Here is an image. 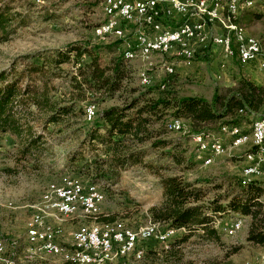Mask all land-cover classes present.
<instances>
[{"label":"trees","instance_id":"trees-1","mask_svg":"<svg viewBox=\"0 0 264 264\" xmlns=\"http://www.w3.org/2000/svg\"><path fill=\"white\" fill-rule=\"evenodd\" d=\"M11 10L9 3L0 1V45L20 27ZM248 10L240 11L237 25L260 16ZM122 45L120 40L110 45L70 44L44 56H25L0 71V143L6 137L14 140V170L7 172L29 173L37 170V163L43 159L44 139L34 134L33 123H40L43 129L59 126V135L66 132V138H81L77 149L67 154L65 167L89 181L72 178L94 185L105 183L106 192L117 184L121 172L131 167H140L157 180L161 199L148 215L162 231H174L168 240L169 249L160 251L166 264H193L183 262L182 253L183 245L191 240L223 249L212 223L228 213L248 219L247 243L264 245V207L259 201L263 188L255 182L242 186L239 178L227 182L226 187L203 179H184L183 173L193 167L195 159L186 158L180 139L171 138L173 133L166 130L169 119L184 121L191 139L263 115L264 86L241 78L206 100L180 96L163 82L168 88L159 91L157 86L156 96L152 86L133 83L123 53H118ZM110 101L117 103L96 109ZM89 105L95 107V113L89 122L83 118L84 124L82 117ZM73 126L77 127L71 130ZM116 218V214L98 215L97 223L113 224ZM239 250L228 247L222 257L199 264H225ZM156 254L147 250L145 256Z\"/></svg>","mask_w":264,"mask_h":264},{"label":"rangeland","instance_id":"rangeland-1","mask_svg":"<svg viewBox=\"0 0 264 264\" xmlns=\"http://www.w3.org/2000/svg\"><path fill=\"white\" fill-rule=\"evenodd\" d=\"M0 1L9 3L12 7L10 13L16 15V21L20 22V27L15 29V34L10 40L0 45V71L7 69L15 60L20 61L28 55L40 54L44 56L62 50L70 44L97 43L93 36V30L99 27L104 18L101 9L102 0ZM247 2L251 3L247 7L248 11L259 13L260 16L253 18L254 22L252 23L251 21L244 22L242 27L245 30L244 26H247L250 36L260 42L264 50V0H241V5H244L242 7H246L245 3ZM162 21L169 26H175L179 22L177 19L166 18H163ZM218 30L217 27H212L208 31V36L216 35ZM135 31L136 27L134 26L126 28L128 41H133ZM114 42L117 41L108 40L104 43L110 45ZM122 42L123 45L119 48L118 53L123 52L125 48V41ZM204 48L195 46L196 56L190 66H186L181 59L171 55L154 58L153 65L148 70L154 95L158 96L157 86L159 84L168 82L169 90L175 91L180 96H196L211 100L216 90L228 88L232 82L231 75L238 76L244 70V66L235 58L232 61L225 58L217 47L209 44ZM163 63L172 64L174 69L172 76L165 74ZM126 65L133 83L139 87L143 86L141 83V78L144 75L143 63L137 57H133L130 58V61H126ZM65 68L69 69L68 66ZM116 103V101H110L104 105L96 106V109L110 107ZM83 118L82 123L84 122ZM254 119H256L255 116L243 119L238 126H242L246 132H249ZM170 120L172 119L168 121ZM183 122L181 130L171 134V138L180 139L181 149L187 151L186 158H192L196 155V147L189 138L188 130ZM42 127L38 122L32 124L34 134L43 137L42 143L45 148L43 159L37 163V170L29 173H8L7 170H14L11 158L14 140L6 137L0 143V237L5 246V252L0 257V264L8 263L9 260L13 261L12 264H78L66 256L73 255V247H71L73 235L79 229L87 230L92 226H107L108 224L97 223L100 219V217L97 219L98 215L116 214L117 222L109 225L117 228L126 226L137 229L152 222L148 210L157 205L161 199L157 180L140 167H131L121 172L117 184L110 188V192H106L107 185L105 183L92 184L104 195V202L100 209L95 208L89 214L79 211L73 216L59 217L64 220L61 224L55 218L48 219L49 226L59 227L63 231L60 242H58L60 253L36 257V255L25 252L29 247L26 244L27 227L33 216L32 213L35 212V206L44 195H49L56 188H61L66 181L68 182L72 178L73 174L68 172L65 167L66 156L70 151L77 149L81 141L79 137L66 138V132L59 135L57 133L59 126L51 125L47 129ZM76 127L73 126L71 130ZM69 133L67 132V136ZM224 144L229 147L230 140L224 139ZM250 150V146L242 147L239 150L227 149L223 156L215 157L210 164H205L206 159L211 156L210 154L198 155L197 158H194L193 167L183 173V177L188 181L203 179L214 184L222 183L226 187L227 182L234 183L240 178L245 165L244 155ZM254 153L255 148H253ZM84 154L87 155L86 150ZM78 178L84 182L89 181L85 177ZM255 183L260 185L264 191V179L255 181ZM211 195L212 193L209 197ZM259 201L264 207V192ZM49 220L58 223L53 224ZM236 220L241 221L240 228L232 236L224 235L221 224L228 225ZM212 225L220 235L224 248L202 242L193 243L194 240H191L183 245V262L190 261L193 264H199L203 261L217 259L222 257L224 251L231 246L240 247V250L225 261V264H258L260 261H264V245H254L245 241L248 228L246 217L228 213L222 217L217 216L213 219ZM172 236L167 237L165 245L154 239L141 243L144 255L142 260L136 261L130 257L114 260L107 264H166L165 256L161 255L160 251L169 249L168 240ZM147 250H154L159 255L156 254L148 258L145 256Z\"/></svg>","mask_w":264,"mask_h":264},{"label":"built area","instance_id":"built-area-1","mask_svg":"<svg viewBox=\"0 0 264 264\" xmlns=\"http://www.w3.org/2000/svg\"><path fill=\"white\" fill-rule=\"evenodd\" d=\"M101 9H106V16L102 21L104 29L93 30L95 40L97 43L108 40L125 41L123 58L130 61V57H137L144 65L143 87L151 86L148 70L151 69L154 58L171 55L190 66L195 60V46L204 48L209 44L220 49L225 58H235L243 66L258 62L264 83V50L256 48V42L245 40L246 32L235 34L236 19L240 10L239 7L230 8V0H115V3L102 0ZM163 18L181 20V32L170 31V26L164 24ZM128 26L136 27L131 42L127 40L126 35ZM212 27H217L218 33L208 36L206 31ZM162 67L167 76L174 74L172 64L163 63ZM167 88L166 84L159 85V91ZM86 111L89 122V110ZM176 125L177 119L170 120L166 123V130L175 133ZM218 135H221V142L210 143L209 151L197 150V143L208 141L206 136H191V141L196 147L194 158L210 154L211 150L220 152V149L239 150L250 146L251 150L244 155L245 165L239 178L240 184L246 186L264 179V114L256 117V125H250L249 132L242 126H224ZM224 139L230 140L229 147L224 144ZM253 148H260V155H253ZM53 196L56 197V204L49 208L64 212L69 204L100 209L104 202L101 191H96L91 184L83 183L79 179L68 182L62 188H56ZM38 213L33 212L32 215L38 216ZM221 225L223 234L230 236L231 227L224 223ZM168 235H174V231H162L160 226L153 222L137 229L125 226L112 231H97L94 234H87L86 230L79 229L71 241L73 255L66 256L78 264H107L130 257L139 261L143 256L141 243L154 239L165 245ZM29 239L30 247L25 252L34 253L43 250L42 242H49L51 248V241L60 242L61 238L51 237V230H47L46 223L44 229H30ZM91 248L101 249V256L91 257ZM12 262L9 260L5 264ZM258 264H264V261Z\"/></svg>","mask_w":264,"mask_h":264},{"label":"bare ground","instance_id":"bare-ground-1","mask_svg":"<svg viewBox=\"0 0 264 264\" xmlns=\"http://www.w3.org/2000/svg\"><path fill=\"white\" fill-rule=\"evenodd\" d=\"M108 3H115V0H108ZM242 6L243 5H241V0H230V8H238L239 7V10L241 11ZM102 14L104 17L106 16V9H102ZM238 16H239V14H238ZM236 21H237V19H236ZM98 29H104V22H102L96 30H98ZM170 31L181 32V25L176 27V28H170ZM235 34H244V31L241 28H239L237 24L235 27ZM245 40H251V41L256 42V48L260 49L259 43L257 42V40L255 38L245 35ZM141 83L143 84V77L141 78ZM86 110H89V121H91L93 116H94V113H95V107L92 105H89L85 108L84 119L87 121V111ZM172 120H176V119H172ZM252 125H256V119L254 120ZM227 127L237 128L239 126L234 125V126H227ZM181 128H182V121L177 119V125H176L175 132L180 131ZM193 136H206V138L208 139V141H200L199 143H197V150L198 151H209L210 150V143H219V140L221 139V135H218V133H202V134H197V135H193ZM226 150L227 149H220V152H219V150H211L210 151L211 156L206 159L205 164H210L212 159H214L215 157L223 156L226 153ZM253 155H260V148H255V153ZM74 180H75V178H71L68 182H71ZM66 182H65V184H68V182L67 183ZM92 187H94L96 189V191H99L95 186L92 185ZM55 192H56V190H53L50 192L49 195H44L41 198L40 202L35 206V212H39L38 216L37 215L32 216V222H33L32 226L30 228H28L27 232H26V239H27V244L29 245V247H30V239H29L30 229H44V228H46V223H47L49 218L58 219L59 217L73 216L76 213H78L79 211H81L85 214H89L95 209V208H81V204H69V206L66 208L65 212H64V210H57V208H49V206L56 204V197L53 196V195H55ZM240 226H241L240 220H236L235 222L228 224L227 227H231L230 236L234 235L236 233V231L240 228ZM115 228H117V227H114L111 225L92 226L89 229H87L86 231H87V234H94V233H97V231H101V230L112 231ZM47 230H51V237L60 238L63 234L62 229L59 227L54 228V227L47 225ZM76 233L73 235V238L76 237ZM168 236H171V235H168ZM42 249L43 250L35 251L34 253H36V254H46V253L56 254L55 251L59 252L60 246H59L58 241H51V248H49V242H42ZM4 252H5V246H4L3 240L1 239L0 257L4 254ZM90 256L91 257L101 256V249L91 248L90 249Z\"/></svg>","mask_w":264,"mask_h":264},{"label":"crops","instance_id":"crops-1","mask_svg":"<svg viewBox=\"0 0 264 264\" xmlns=\"http://www.w3.org/2000/svg\"><path fill=\"white\" fill-rule=\"evenodd\" d=\"M244 6V5H243ZM245 6L246 7H242V8H244V9H247V7L248 6H250V3L249 2H247V3H245ZM241 8V9H242ZM243 10V9H242ZM239 17V16H238ZM179 22L178 23H176L175 24V26H170V28H176L177 26H179V25H181L180 24V22H181V20H179V19H177ZM252 22H254V20H251V23ZM239 25V24H238ZM239 27L244 31V33H245V35L246 36H249V37H252V36H250V34H249V32H248V29H247V26H244L245 27V30H244V28L241 26V25H239ZM211 29V28H210ZM208 31H209V29L206 31L207 33H208ZM254 38V37H253ZM260 43V42H259ZM259 47H260V49H262V46L261 45H259ZM205 49V48H204ZM131 58H133V57H131ZM234 58H232V59H230L231 61L233 60ZM241 78H246V79H249L250 81H252L253 83H255V84H257V85H261V86H264V83H263V81H262V76H261V72H260V70H259V65H258V62H252V63H249V64H247V65H244V70L242 71V73L240 74V75H238V76H233V75H231L230 76V79L232 80V82H231V84H229L228 85V87H231V86H233L234 85V83L238 80V79H241ZM56 219V218H55ZM56 220H59L60 221V224L64 221L63 219L61 220V219H56ZM49 222L50 223H53V224H56V223H58V222H55V221H53V220H49ZM32 217H31V219H30V222H29V224H28V227H27V229L28 228H30L31 226H32ZM47 225H49L48 223H47ZM27 244V243H26ZM28 245V244H27ZM29 246V245H28ZM66 248V247H65ZM28 254H31V255H36V257H38V256H41V255H45V254H36V253H31V252H27ZM46 254H52V253H46ZM78 263V262H77ZM9 264H12V263H9Z\"/></svg>","mask_w":264,"mask_h":264}]
</instances>
